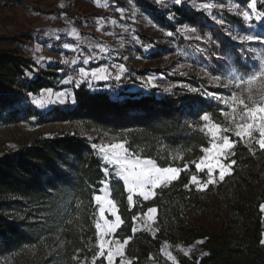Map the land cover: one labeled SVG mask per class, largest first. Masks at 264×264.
Returning <instances> with one entry per match:
<instances>
[{
	"label": "trees",
	"instance_id": "trees-1",
	"mask_svg": "<svg viewBox=\"0 0 264 264\" xmlns=\"http://www.w3.org/2000/svg\"><path fill=\"white\" fill-rule=\"evenodd\" d=\"M175 12L180 24L209 26L200 13L187 7H176ZM230 20L238 23L235 17ZM219 39L218 51L225 53L232 42ZM5 40L18 38L0 37V43ZM236 64L242 71H251L239 60ZM36 66L19 48H0V120L16 122L23 115H34L42 123L70 122L87 133L116 136L126 142L132 154L154 160L159 167L182 171L177 180L158 187L152 200L134 195L130 205L122 180L111 176L101 184L107 165L94 142L63 130L53 137L37 138L14 156L0 159V264L38 248L45 238L56 240V249L45 264H92L97 240L93 195L100 194L101 188L109 189L122 220L116 237L132 238L126 249L131 264H176L157 255L165 244L185 249L176 254L177 264H264L260 208L264 204V150L232 136L236 143L225 161H236L231 174L222 182L216 176L217 182L203 191L189 182L192 175L207 180V171L195 167L204 154L202 147L209 146L199 116L207 111L214 121L222 123V102L179 86L160 94L157 89L123 93L125 98L118 99L81 84L73 87L74 107L43 113L29 100L44 89L56 88L52 79L59 76L62 66L40 73ZM172 80L200 91L220 92L196 74ZM150 207L157 208L156 230L133 232L135 221Z\"/></svg>",
	"mask_w": 264,
	"mask_h": 264
},
{
	"label": "rangeland",
	"instance_id": "rangeland-1",
	"mask_svg": "<svg viewBox=\"0 0 264 264\" xmlns=\"http://www.w3.org/2000/svg\"><path fill=\"white\" fill-rule=\"evenodd\" d=\"M248 3L244 4L238 0H183L180 6H175L174 0H0V37L18 38L17 41L5 40L0 43V48L22 50L37 63L35 67L37 73L41 70L52 72L56 66H62L57 71L59 76L52 80L56 88L60 86H65V88L49 89H52L53 93L66 89L70 98L64 104L55 103L40 107L32 103V96L29 104L36 106L43 113H48L55 108L66 111L76 105V102L72 103V100H75L73 87L77 86L75 79L80 78V67L92 70L107 65L112 73L108 81L92 80L90 81L92 87H89V82L81 84H86L94 91H107L118 99L125 98L123 93H149L154 89L159 90L160 94L164 92L163 88L169 85L193 88L182 81L172 80L173 77L191 74L207 78L210 88L220 92L209 89L206 91L228 97L232 91L238 90L231 87L225 88L222 83H226L233 74H254L264 62V42H261L264 41V18L261 21H256L254 18L250 22L245 21L241 13L247 10L250 15L252 14L251 9L247 8ZM105 4L108 6L104 7ZM202 4H210L213 7L204 10L200 7ZM176 7H187L200 13L203 22L209 26L198 28L180 24L175 12ZM118 8L124 10L123 17L117 11ZM257 11H264V0H257ZM170 16L175 18L169 19ZM231 16L237 18L238 23H233L230 20ZM220 20L223 23L217 22ZM124 26H127V31L124 30ZM191 29L196 31L193 33ZM168 32L173 35H167ZM23 35L30 36V38L22 37ZM247 35H259L261 41H241L240 38ZM219 38L229 39L232 42V46L225 53L218 51L221 46ZM65 44L72 45V47H65ZM74 48L76 50H73ZM197 48L201 51H197ZM89 55L94 58L87 64H84L82 59H78ZM40 57L43 59L38 62ZM73 59H77L76 64L71 63ZM237 60L249 66L251 71H242L236 64ZM119 64L125 66V71L121 74V79L117 81L115 75L118 69L112 68V65ZM205 69L209 75L204 74ZM217 75L221 76V84L210 79L211 76ZM150 78H154L153 83L156 87L147 83ZM69 80L73 82L67 83ZM260 87L259 81L253 85L254 89ZM44 90L34 97L41 99V93ZM44 98L47 99L46 96ZM52 99L54 100L55 96ZM25 103L26 101L23 102ZM225 111H230V109L225 106L223 112ZM212 121L218 123L213 119ZM218 124L223 128L231 126L225 117L224 121ZM62 130L88 138L94 142L102 156L104 152L101 151V147L107 150V146L123 142L110 134L87 133L70 122L42 123L34 115L26 117L23 115L16 122L0 120V159L14 156L37 138L53 137ZM224 134L229 135L230 139L232 136L235 137L233 133ZM254 136L258 139V133H254ZM252 144H256L255 141ZM231 150L227 153L228 156ZM134 157L145 159L137 155ZM181 157L178 155L179 159ZM201 157L195 162L200 163ZM107 166L110 171L115 170L114 165L108 164ZM203 171H207L206 168ZM213 175L218 177V172H214ZM156 189L153 191L155 192ZM103 190L111 199L109 189L103 188ZM153 197L147 201L152 200ZM117 214L119 215L118 208ZM153 215L154 220L147 221V223L144 214L138 217L135 221L136 231H155L157 213ZM114 219L110 211H106L104 217L101 218L97 205L95 225L97 222L103 225L104 220L113 221ZM119 227L114 233L105 235L103 239L109 242L119 240L123 243L125 239L116 237ZM131 241L132 238H129L124 247L123 256V259L130 264L132 261L126 256V249ZM99 243L97 235L92 264H107V249L110 245L106 243L103 249L104 255L99 256L98 253L101 251ZM55 249L56 240L45 238L38 248L27 249L19 253L16 258L4 261L2 264H45L46 259ZM184 252L185 249L180 246L165 244L157 255L177 264L176 254ZM73 259L75 261L79 259L77 253L74 254ZM120 260L121 257H116L114 264H120Z\"/></svg>",
	"mask_w": 264,
	"mask_h": 264
},
{
	"label": "snow or ice",
	"instance_id": "snow-or-ice-1",
	"mask_svg": "<svg viewBox=\"0 0 264 264\" xmlns=\"http://www.w3.org/2000/svg\"><path fill=\"white\" fill-rule=\"evenodd\" d=\"M183 0H174L175 6H180ZM108 5L105 4L104 7ZM200 7L204 10H207L213 5L202 4ZM222 7V5H221ZM247 8L251 9L252 14L250 15L249 11L245 10L241 14L245 21H252L253 18L256 21H261L264 18V11H257V0H250V3L247 4ZM121 13V17L124 15L123 9H117ZM174 16H170L169 19H174ZM218 23H223L222 20L217 21ZM115 23V21H113ZM124 30L127 31V26H124ZM75 32V30H72ZM194 33L196 30L191 29ZM71 34V33H70ZM169 36H172L173 33H166ZM199 39V37H196ZM133 39H137L133 37ZM241 41H261L259 35H247L242 36ZM264 42V41H261ZM65 47H72V45L65 44ZM78 47V46H77ZM73 50H76L75 48ZM106 50V49H102ZM197 51L201 49L197 48ZM183 55V53H180ZM91 55L87 57H81L84 64H87L89 60L93 59ZM43 58H38L42 60ZM68 63V61H65ZM72 64L77 63V59L71 60ZM112 68L118 69L115 79L119 81L121 79V74L125 71V66L123 64L112 65ZM205 75H209L207 70H204ZM112 73L109 71L107 65L103 67H98L92 70H86L83 67L79 68V79H75V84L79 86L82 82H89V87H92L90 81H108ZM154 78H150L147 83L151 84L153 87L156 85L153 83ZM210 79L217 84H221V76H211ZM259 81L261 87L259 89H254L253 85L255 82ZM72 80L67 81V83H72ZM222 86L225 88H233L230 96L224 97L215 92L203 91L201 92L197 88H190L189 91L193 93L200 92L201 95L206 96L208 99H214L218 102H222L227 106L230 111L222 112V115L229 121L230 127L223 128L220 124L214 123L210 117V114L207 111H204L199 119L204 122V128L201 131H205L209 137L208 147H202V151L205 153L201 157V162L196 163L195 167L198 171H203L205 168L207 170V180L201 181L197 175H192L189 178L190 184H194L198 191H203L208 188L209 185H213L217 182V179L214 177V172H218V180L223 181L226 175L231 174L232 166L236 163L235 160H232L230 163H225L228 160L227 153L233 149L235 145V140L230 139L229 135L224 133H233L235 137L239 138L241 141H244L246 145L251 146L252 142L258 145L259 149L264 150V62L261 63L260 68L254 74L248 75H236L233 74L226 83H222ZM174 85H169L168 87L163 88L164 92H171ZM31 95V94H30ZM47 97L45 99L44 97ZM55 96L53 100L52 97ZM41 99H36L32 97V103L40 107H45L48 104H64L70 98V94L65 89L63 91H58L53 93L52 89H46L41 93ZM76 101L73 99L72 103ZM254 133H258V139L254 136ZM101 151L104 152L103 160L106 162V165L111 164L115 166L114 171H110L106 166L104 169L105 179L101 181V184H106L109 181V177L114 176L118 180L123 181V185L128 193L127 201L131 205L133 202V194H138L143 200L147 201L150 197L155 195L153 189H156L158 186L169 184L170 182L177 180L179 173L182 169L168 166V167H159L154 160L151 159H140L139 157H134L132 153L129 152L126 142L114 143L105 147H101ZM234 155V153H233ZM187 166H185L186 170ZM189 185H185V188H188ZM103 194H94L93 200L98 205V211L101 218L104 217L106 211H110L111 215L115 217L113 221L104 220L103 225L99 222L96 223L95 228L97 230V235L99 239V247L101 251L98 253L99 256L104 255V246L108 243L110 246L107 249L106 262L107 264H114V259L116 257H121L120 264H130V262L123 259L124 256V247L128 243L129 238H126L123 243L119 240L105 241L103 237L114 233L115 230L122 223L121 217L117 214V208L115 203L108 198V193L104 192L103 188L99 190ZM107 205V207L105 206ZM262 211H264V204L260 205ZM157 213L156 207H150L147 209V212L144 214L147 221H153L154 215ZM137 217H133L135 221ZM103 229V231H101ZM135 227L133 232H135ZM198 243H203L199 241ZM264 244V240L261 241ZM95 259V258H94Z\"/></svg>",
	"mask_w": 264,
	"mask_h": 264
}]
</instances>
